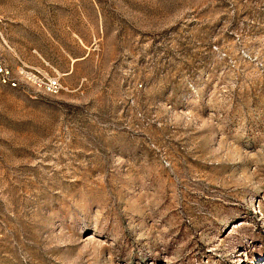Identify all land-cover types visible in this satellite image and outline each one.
<instances>
[{"label": "rangeland", "instance_id": "rangeland-1", "mask_svg": "<svg viewBox=\"0 0 264 264\" xmlns=\"http://www.w3.org/2000/svg\"><path fill=\"white\" fill-rule=\"evenodd\" d=\"M0 55V264H264V0H0Z\"/></svg>", "mask_w": 264, "mask_h": 264}, {"label": "built area", "instance_id": "built-area-1", "mask_svg": "<svg viewBox=\"0 0 264 264\" xmlns=\"http://www.w3.org/2000/svg\"><path fill=\"white\" fill-rule=\"evenodd\" d=\"M30 79L25 64L22 63L20 66L12 67L0 55V83L2 85L11 88H19L23 83L28 82ZM32 81L49 93H57L62 88L57 77H49L46 79L35 77Z\"/></svg>", "mask_w": 264, "mask_h": 264}]
</instances>
